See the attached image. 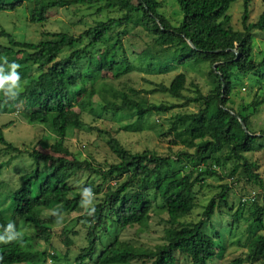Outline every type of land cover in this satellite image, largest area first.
Masks as SVG:
<instances>
[{"label": "trees", "instance_id": "obj_1", "mask_svg": "<svg viewBox=\"0 0 264 264\" xmlns=\"http://www.w3.org/2000/svg\"><path fill=\"white\" fill-rule=\"evenodd\" d=\"M235 1L175 0L182 20L173 26L161 14L163 5L159 0H0V14L25 9L28 22L43 29L37 43L17 41L0 29L4 42L0 43V65L5 75L8 65H20L23 84L15 100L0 93V115L15 112L20 100L21 118L28 125L43 127L53 139L48 154L36 149L21 151L5 140V127H0V177L9 164V160L2 159L6 154H25L32 163L16 187L0 180V236L7 239L8 234H19L0 245V264H180L183 260L213 264L223 257L225 246L216 241L219 234L212 231L210 235L205 228L220 209L231 210V188L227 183L217 187L218 193L204 207L198 222L182 220L198 207L196 189L211 187L209 179L225 182L239 177L264 188L257 164L247 158L262 147L258 143L264 141V130H251L249 117L243 113L245 108L237 112L229 107L233 79L264 69V54L260 62L251 58L252 33H264V0L263 11L254 23L249 22L250 0H243L241 31L230 26L228 11ZM75 6L95 9L97 15L119 12L121 16L94 20L78 34L44 30L49 12ZM135 29H141L159 50L155 52L157 58H152L147 46L134 60L129 59L123 41ZM135 62L144 65L147 73L165 74L175 65L191 68L206 63L212 88L204 95L198 86L190 84L193 96H185L187 77L178 74L169 85L157 84L146 94L167 95L181 103L156 105L139 99L133 89L116 90L107 82V75L121 79L132 73L137 68ZM260 103H251L255 113ZM190 105L197 111H181ZM174 110L180 112L167 119V129L160 137L169 139L170 147H180L176 153H133L115 137L120 131L140 133L147 116H163ZM85 111L99 119L107 115L111 121L134 122L116 133L94 129L82 121ZM83 129L106 134V145L116 161L101 166L94 159L75 157L66 147V140L71 131ZM79 175L85 181L74 186L73 180ZM87 191L99 199L83 209L82 204L89 198L83 196ZM156 200L167 216L162 243L151 249L124 241L121 233L125 230L147 227ZM74 205L83 212L74 221L80 231L72 226L62 228L58 233L62 252L35 249L34 243L50 245L53 227ZM247 205L251 207L253 234L248 258L264 264V236L254 231L264 230V201L262 206L256 201L240 202L227 227L239 223ZM93 207L95 213L89 216ZM45 212L52 213L45 216ZM9 224L11 233L7 232ZM80 236L84 245L70 258L74 238ZM230 264L243 262L234 259Z\"/></svg>", "mask_w": 264, "mask_h": 264}, {"label": "rangeland", "instance_id": "obj_2", "mask_svg": "<svg viewBox=\"0 0 264 264\" xmlns=\"http://www.w3.org/2000/svg\"><path fill=\"white\" fill-rule=\"evenodd\" d=\"M162 2L161 14L165 16L173 26H177L182 16L179 14L178 6L175 0H159ZM263 11L261 0H250L249 6V22L254 23L257 21L259 15ZM243 12V0H236L228 11L230 17V26L235 31L242 30L241 15ZM121 13L111 12L97 15L95 9H87L84 6H75L69 9H59L49 12L47 16V22L44 30L51 32H59L62 30H68L71 33L78 34L86 27L93 25L94 20H106L107 18L120 17ZM0 29L5 30L9 34L14 35L15 39L20 42L37 43L41 39L42 28L38 25H33L28 22V14L25 9H20L11 14H0ZM0 43L3 44V40L0 39ZM124 48L127 52L129 59L134 60L139 52L147 49L151 53L152 58L158 54L159 51L154 48L152 41L144 34L141 29L131 30L125 37ZM148 44V45H147ZM156 54V55H155ZM264 54V33L254 31L252 33V60L260 62L262 55ZM156 63L157 61H154ZM137 67L129 75L115 79L111 75H105L107 82L116 90L119 89H133L137 91L140 98L147 99L152 104H179L181 101L172 99L167 95L146 94L149 90L153 89L157 84L169 85L172 79L178 74H185L187 77V91L183 94L185 96H193L191 91L193 90L190 84L198 86L202 94L207 95L211 90V82L208 76L209 66L206 63L199 62L194 67L188 66H174V68L165 73L153 72L147 73L144 71V65L139 66L137 62L134 63ZM139 67L141 69H139ZM253 101H259L260 106L256 108V113L250 106ZM229 107L233 110L242 111L249 117V125L252 131L259 132L264 130V69L258 68L256 72L246 76H237L232 81V91L230 95ZM22 101H18L15 105V112L10 114L0 115V127L3 129L5 140L17 147L21 151H31L36 149L43 154L49 153V145L52 144L53 139L50 137L47 130L39 125H28L20 116L22 113ZM78 112V108H76ZM182 112H196L197 107L190 105L187 108L181 110ZM180 110H174L163 116L151 114L147 116L143 122V131L140 133H130L116 131L121 127L128 126L133 120H120L118 122L111 121L110 116L104 115V119L95 118L89 114L88 111L82 113V121L87 127L94 129H101L104 131L114 132L116 139L127 150L137 153L144 150L153 151L159 155H170L178 152L180 147H170L168 144L169 139L161 138L160 135L167 129V119ZM107 135L99 134L94 130L83 129L82 131H71L66 140V147L72 154L80 160L94 159L96 163L101 166L105 164H111L116 161L115 156L111 154L107 145ZM262 145L257 151L247 155V158L257 164L258 175L264 186V141L258 143ZM48 147V149H47ZM1 148V147H0ZM5 155V154H4ZM4 161L9 160V164L2 170L0 180L10 183V186L16 187L20 176L26 172L31 166V160L23 156H15L14 154H6L3 158ZM238 180V181H237ZM85 181L83 175L76 177L73 182L74 186H80ZM207 183L211 187L207 186L202 190H197V203L198 207L194 209L191 214L184 218L182 222H198L201 219L204 207L209 200L218 193V186L227 183L231 188L229 192L228 205L229 208L220 209L207 223L205 230L212 235L216 232L219 234L217 242L222 243L225 246L223 257L219 260H215L213 264H230L234 259H240L243 264H262L260 261L252 262L249 260V245L253 239V234L250 233V205H247L242 212V218L238 224H232L229 229L228 226L231 223V216L237 211L241 198L245 195L255 192L257 195L256 202L258 205L263 204L264 188L260 189L252 183H247L241 178L236 177L234 180H227L225 182H219L216 179H209ZM99 198L94 197L93 204L91 199L88 198L82 204L83 209L89 208L98 202ZM72 207L70 211L62 216L60 220L52 229L50 245L47 246L44 243H35L34 248L38 250L52 249L61 253L62 248L60 244V238L58 233L62 228L72 226L77 231L80 226L75 225L74 221L80 217L83 212H80L76 205ZM153 211L150 213V221L145 228H139L138 226L130 228L121 233V238L124 241H128L137 247L143 248H155V246L162 243V230L164 222L167 219L166 214L161 209L159 200L153 202ZM52 212H45V216L50 215ZM76 226V229L74 228ZM228 226V227H227ZM141 229V230H140ZM211 230V231H210ZM54 231V233H53ZM80 231V230H78ZM257 235L264 236V230H254ZM29 234V236H31ZM28 237V236H27ZM75 245L71 248L69 256L73 258L84 245L82 236L74 238ZM3 242H0V245ZM50 264V263H48ZM180 264H189L183 260Z\"/></svg>", "mask_w": 264, "mask_h": 264}, {"label": "clouds", "instance_id": "obj_3", "mask_svg": "<svg viewBox=\"0 0 264 264\" xmlns=\"http://www.w3.org/2000/svg\"><path fill=\"white\" fill-rule=\"evenodd\" d=\"M5 63H7V61H5ZM19 67L20 65L16 63H12L8 65L9 71L8 74L5 75L4 66L0 65V93H3L4 97H6L8 100H15L23 91V84L21 82L18 72ZM83 196H88L93 204L94 194L92 191L84 192ZM93 213H95V207H93V211L89 212L88 215L92 216ZM11 231H12V225L9 224L7 232L11 233ZM18 235H19L18 233H15V235L8 234L7 239H5V236H0V242L8 243L16 239Z\"/></svg>", "mask_w": 264, "mask_h": 264}, {"label": "built area", "instance_id": "obj_4", "mask_svg": "<svg viewBox=\"0 0 264 264\" xmlns=\"http://www.w3.org/2000/svg\"><path fill=\"white\" fill-rule=\"evenodd\" d=\"M256 198H257L256 193L252 192L247 196L245 195L244 197H242L240 202L243 204H252L256 201Z\"/></svg>", "mask_w": 264, "mask_h": 264}, {"label": "water", "instance_id": "obj_5", "mask_svg": "<svg viewBox=\"0 0 264 264\" xmlns=\"http://www.w3.org/2000/svg\"><path fill=\"white\" fill-rule=\"evenodd\" d=\"M188 44H189L190 47L193 48L191 42H188ZM214 69H215V67H214ZM241 126H242L243 131H244L245 133H248V131H247V129H246V126H245L244 124H241Z\"/></svg>", "mask_w": 264, "mask_h": 264}]
</instances>
